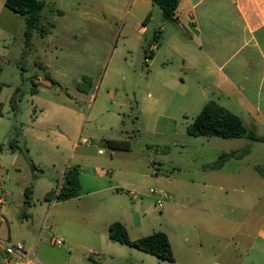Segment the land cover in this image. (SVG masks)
Returning a JSON list of instances; mask_svg holds the SVG:
<instances>
[{
  "label": "rangeland",
  "instance_id": "obj_1",
  "mask_svg": "<svg viewBox=\"0 0 264 264\" xmlns=\"http://www.w3.org/2000/svg\"><path fill=\"white\" fill-rule=\"evenodd\" d=\"M41 1L39 26L47 33L33 32L25 56L23 19L12 28L0 18V239L22 242L42 264H264V233L250 228L246 238L237 229L248 225L249 211L264 212V200H257L264 184L253 185L247 197L234 183L213 200L186 196L187 188L200 187L203 156L216 161L217 151L244 148L247 140L187 135L210 101L241 115L222 98H204L188 82L184 88V50L167 40L175 34L184 43V32L156 6L146 23L149 33L130 30L125 38L120 4L112 0L79 1L116 19L115 28L71 14L58 17V0ZM36 80L41 82L33 85ZM106 140L128 142L129 150H110ZM11 141L17 146L12 150ZM260 148L263 143H254L246 163L222 165L256 174ZM71 166L79 168L81 196L46 201ZM108 185L110 199L99 202L103 195L92 192ZM28 186L31 204L24 207ZM150 190L169 198L161 208ZM107 221H124L131 240L165 233L174 262L110 241ZM52 237L64 246L52 245Z\"/></svg>",
  "mask_w": 264,
  "mask_h": 264
},
{
  "label": "crops",
  "instance_id": "obj_2",
  "mask_svg": "<svg viewBox=\"0 0 264 264\" xmlns=\"http://www.w3.org/2000/svg\"><path fill=\"white\" fill-rule=\"evenodd\" d=\"M4 1L0 0V18L12 27L20 16L7 10L4 7ZM112 2L120 4L119 13L122 17L119 16L118 20H121L122 25L120 33H123L125 38L130 30L139 36L149 33L146 17L151 16L153 11L154 5L151 0H112ZM106 8L110 7L106 5ZM104 13L91 9L88 3L83 4L79 0H58L55 15L64 17L66 14H71L82 22H96L115 28L116 19H112V21L109 18V21ZM169 22L184 32V43L175 34L167 39L175 49L184 50V74L186 71L189 72L188 76L184 75L187 76L184 77V88L187 87L186 82H188L204 98L213 96L216 100H220V98L226 100L237 108L241 115L239 117L248 129L252 130L255 135L264 137V0H180L176 11V20ZM157 38V35L153 36V40ZM40 82V80H36L33 85ZM254 143L256 142L247 140L244 148L217 151V160L221 154H225L226 163H244L252 155ZM258 153L263 156L264 149L260 148ZM202 161L199 166L201 174H203L199 177L200 187L199 189L186 187L187 197L197 193L206 201L213 200V198H218L221 193L226 194L227 189L224 186L233 183L242 185L240 192L244 197H247L252 194L253 185L264 184V175L262 174L246 172L241 169L226 171L224 165L216 169V161L206 160L204 156ZM255 167L264 168V156L255 163L253 168ZM65 170L62 173L60 184ZM190 184L193 182L187 185ZM184 185L186 186L185 182ZM111 190L112 186L108 185L92 192V194L99 195V197L100 194L103 195L99 198V202H104L106 199H110L107 194ZM80 196L66 201L78 199ZM261 198L264 200V190L257 200ZM3 202V198H0V205ZM2 213L7 221V212L2 210ZM135 213L136 211H133V218ZM202 215L208 216V213L203 212ZM226 221L235 225L231 219ZM113 222L115 221H107L106 229ZM245 222L248 225L240 223L237 229L242 230L239 232L247 234L246 238L252 237L249 235L251 234L250 228L258 229L259 234L264 233V212L262 209L261 211H249ZM120 223L126 226L124 221H120ZM253 224L254 226H252ZM253 246L254 242L249 244L247 252ZM25 250L27 253H34L29 252L26 247ZM4 263L25 264L21 258H11L9 262Z\"/></svg>",
  "mask_w": 264,
  "mask_h": 264
},
{
  "label": "trees",
  "instance_id": "obj_3",
  "mask_svg": "<svg viewBox=\"0 0 264 264\" xmlns=\"http://www.w3.org/2000/svg\"><path fill=\"white\" fill-rule=\"evenodd\" d=\"M153 5L158 7L161 15L166 21L176 20V11L180 0H151ZM4 7L22 17L25 29L23 32L24 51L22 56H25L32 47L31 39L33 32H39L43 37L47 31L40 24V13L44 7V2L41 0H5ZM150 15L146 17L149 19ZM156 41V40H153ZM145 52V60L147 54ZM153 51L150 52V56ZM1 91V88H0ZM187 135L191 137H217L222 139H246L252 142L263 143L264 137L255 135L248 129L242 119L221 107L214 101L205 104L200 113L193 119L191 124L186 128ZM103 146L113 151H128V142L115 140L103 141ZM16 146V141L9 143V148L12 150ZM3 147L0 145V154ZM226 155L221 154L218 157L215 168L222 166ZM258 174L264 175V168H256ZM59 187V188H58ZM81 187L79 183V168L76 166L67 167L62 183L60 186L50 190L44 196L46 201H66L80 196ZM32 188L28 186L24 190V207H29L31 204ZM108 239L114 243L124 245L148 255H151L161 261L174 262V255L168 236L160 231L153 232L145 237L136 240H131L128 237L127 230L120 222H113L107 228Z\"/></svg>",
  "mask_w": 264,
  "mask_h": 264
},
{
  "label": "built area",
  "instance_id": "obj_4",
  "mask_svg": "<svg viewBox=\"0 0 264 264\" xmlns=\"http://www.w3.org/2000/svg\"><path fill=\"white\" fill-rule=\"evenodd\" d=\"M99 153H101V151ZM149 193L157 196L155 206L161 208L166 196L162 195L161 191L150 190ZM50 243L58 247L64 246V242L61 239H56L54 237L50 239ZM0 258L6 263L9 262L11 258H21L24 260L25 264H41L34 253L31 254L26 252L22 242L12 243L9 240L0 239Z\"/></svg>",
  "mask_w": 264,
  "mask_h": 264
}]
</instances>
